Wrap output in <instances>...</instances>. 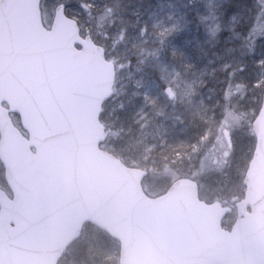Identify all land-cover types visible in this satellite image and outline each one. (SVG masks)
Listing matches in <instances>:
<instances>
[{
    "label": "water",
    "instance_id": "95a60500",
    "mask_svg": "<svg viewBox=\"0 0 264 264\" xmlns=\"http://www.w3.org/2000/svg\"><path fill=\"white\" fill-rule=\"evenodd\" d=\"M40 2L0 1V156L14 192L10 200L0 190V264H57L88 220L122 241V264H204L208 259L209 264H238L237 249H208L227 234L220 219L228 210H219L221 216L204 208L192 214L174 201L155 211L141 191L145 173L99 150L108 137L99 117L112 95L114 66L89 37H79L62 9L53 31L46 32ZM78 43L82 51L76 50ZM11 112L21 115L29 141L14 127ZM254 129L258 147L246 182L256 198L264 187V105ZM136 207L140 210L132 213ZM122 208L128 209L123 218L117 214ZM155 223L180 231L179 242L190 234L198 246L190 242L174 250L154 242L145 248Z\"/></svg>",
    "mask_w": 264,
    "mask_h": 264
},
{
    "label": "rangeland",
    "instance_id": "374dc122",
    "mask_svg": "<svg viewBox=\"0 0 264 264\" xmlns=\"http://www.w3.org/2000/svg\"><path fill=\"white\" fill-rule=\"evenodd\" d=\"M57 1H46V19L53 17ZM95 1L90 9L88 0H62L70 15L81 19L83 34H99L96 42L117 67L114 95L101 119L113 134L102 148L126 162L131 147L139 146L144 165L141 158L160 144L167 124L170 130L180 127V133L192 125L201 145L192 146L185 166H164L165 177L154 168L145 190L159 195L186 176L198 182L203 200L236 202L255 144L251 122L264 94V0ZM131 124H142L133 143ZM0 187L8 189L1 164ZM92 230H85V238ZM118 246L98 232L73 254L68 250L61 264H70V258L73 264H118ZM92 248L108 253L95 256Z\"/></svg>",
    "mask_w": 264,
    "mask_h": 264
},
{
    "label": "bare ground",
    "instance_id": "6f19581e",
    "mask_svg": "<svg viewBox=\"0 0 264 264\" xmlns=\"http://www.w3.org/2000/svg\"><path fill=\"white\" fill-rule=\"evenodd\" d=\"M91 250H94V248H92ZM93 255H96V253H94ZM120 257V253H118V258Z\"/></svg>",
    "mask_w": 264,
    "mask_h": 264
},
{
    "label": "trees",
    "instance_id": "16d2710c",
    "mask_svg": "<svg viewBox=\"0 0 264 264\" xmlns=\"http://www.w3.org/2000/svg\"><path fill=\"white\" fill-rule=\"evenodd\" d=\"M136 127H137V125H136ZM136 127L130 126V129H135ZM125 130H126V128H125Z\"/></svg>",
    "mask_w": 264,
    "mask_h": 264
}]
</instances>
